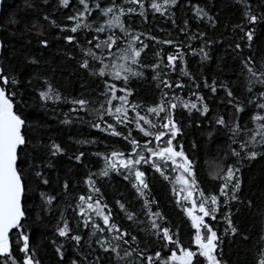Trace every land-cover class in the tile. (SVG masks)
Masks as SVG:
<instances>
[{
	"label": "snow or ice",
	"instance_id": "1",
	"mask_svg": "<svg viewBox=\"0 0 264 264\" xmlns=\"http://www.w3.org/2000/svg\"><path fill=\"white\" fill-rule=\"evenodd\" d=\"M242 2L246 5L243 13L245 23L234 26L233 31L239 28L241 35L234 46L229 47L241 65V76L245 78L248 93L247 103L236 99L231 82L213 79L209 84L205 78L203 88H208L213 95L218 88L225 90L228 103L237 114L243 112L247 105H254L257 111L251 116V121L255 127L241 128L236 123L229 129L233 144L237 143L236 137L241 134L247 139L239 143V151L235 148L231 150L230 155L235 161L234 164H228L226 170L223 160L214 159L209 162L211 171L208 187L198 177V160L194 158V154L186 150L183 144H177L183 131L181 124L175 119V114L179 107L191 112L200 111L202 105V115L210 109L204 96L199 94L201 86L196 83L195 76L186 68L180 67L185 63V56L181 51L182 42L178 44L173 39L161 40L155 35L149 36V41L175 48V54L169 53L165 62L162 52L157 51L154 55L155 62L144 64L142 54L146 55L145 50L149 44L141 39L142 33L135 32V20L126 23L125 13V7L128 16L135 11L128 5L138 4L140 9H144V0H127V5H121L119 0H78L82 10L67 17L68 21L73 22L70 28L59 24L47 12L37 15L36 21L29 27L28 13L36 14V0H23V4L8 19L7 23L11 25L19 26L23 22L25 31L41 25V30L36 32L37 44L41 48L50 45L44 28H58L61 34L58 38L79 50L80 70L102 81L103 91L99 92L96 100L84 96L67 99L46 76H41L43 86L38 90L39 99L45 102L64 101L72 105L69 113L65 114L64 123H70L67 117L76 114V118L82 123L90 124L108 137L120 138V148H112L111 151L106 148L104 152L93 153L102 157L104 167L98 172H89L85 177L83 183L87 186V195L81 194L75 203L67 205L73 211L71 219H75L77 229L89 230L87 241H84L83 235L72 234L71 219L65 215L67 208L60 212L55 235L74 242L77 250L76 258L70 264H103L101 255L93 257V242L103 254L110 257L109 264H226L222 252L218 250L220 236L217 225L221 222V213L225 232L239 234L231 211V202H242L240 160H255L258 155H264V152L259 151L264 149V91L260 90L264 89V56L257 59V52L253 50L256 25L264 21V13L257 15L247 5V0ZM47 3L48 0H42L41 8ZM58 4L68 7L69 0H58ZM175 4L176 0H164L163 4L152 0L149 6L155 12L163 13L169 5ZM192 11L197 20L207 17L209 23L215 24L213 17L198 4L192 7ZM139 16H145L144 11ZM188 24L185 20L180 28L186 36ZM114 28H118L120 34L112 32ZM80 31H86L82 39L77 38ZM93 31L97 35H93ZM106 31L105 38L100 40L99 34ZM66 32L71 34L64 35ZM188 38L206 41L198 50L192 49L193 56L200 54L201 60L209 58V52L205 49L217 43L209 40L204 32L192 33ZM3 46L0 42V47ZM245 48L249 50L248 55L244 54ZM66 55L75 58L71 52ZM29 63L37 65L38 61L31 59ZM149 66L155 73L153 79L160 81L162 92L159 101L152 106L134 103L130 99L134 95V90L130 87L131 80L144 76L141 69ZM177 68L181 78L172 81L168 78L169 70L176 73ZM183 78L196 85V92H190L196 102L185 101L176 94L188 87ZM18 83L15 76L9 75L5 67L0 65V264H42L38 250L32 246V225L41 221L44 212L52 210L60 195L67 194L71 183L65 180L61 186L63 192L60 194L39 192V213L34 218L30 213L37 206H29L27 203L29 184L35 182L37 186L48 185L49 179L44 169L52 164H46L45 161L66 155L67 149L60 143L51 141L46 145L47 154L43 159L38 161L33 156L32 163L22 166L21 162L27 156V153L22 152L28 143L24 133L26 118L14 108L16 92L8 91L9 88L14 89ZM118 83L122 86L118 87ZM84 116L91 119L85 120ZM215 124L228 126L224 116L217 118ZM207 135L211 139L213 133L209 132ZM76 143L95 144L97 141L85 139ZM108 147H112L111 144ZM242 153L245 155L242 156ZM85 155L84 151H80L72 158L81 163ZM145 165L166 180L170 179L165 174L166 170L179 173V190L174 186L172 191L175 204L182 207V212L187 217L185 223L190 222L188 246L180 239L178 226L171 224L159 202L152 196ZM112 172L119 173L124 180L129 181L135 194L134 201L124 200L123 197L114 201L119 212L123 213L122 223L116 222L117 214L109 207L105 193L99 186L100 178L108 177ZM136 204L140 207L136 208ZM248 204L251 206V201ZM224 208H228V211L224 212ZM124 224L130 226L124 227ZM51 243L55 246V254L59 256L58 264H63L66 255L64 245H57L55 238ZM260 243L264 245V237H261ZM149 245H156L159 250ZM165 249L170 255L165 254ZM257 264H264V247L258 254Z\"/></svg>",
	"mask_w": 264,
	"mask_h": 264
},
{
	"label": "trees",
	"instance_id": "2",
	"mask_svg": "<svg viewBox=\"0 0 264 264\" xmlns=\"http://www.w3.org/2000/svg\"><path fill=\"white\" fill-rule=\"evenodd\" d=\"M151 2L152 0H144V9H140L138 4L128 5L135 9L130 16L127 15V7H125L126 23L135 20V32L142 33L141 39L149 44L145 50L146 55L142 54L145 65L155 62L154 55L157 51L162 52L165 62L169 53L175 54V48L149 41V36L155 35L161 40L173 39L178 44L182 42L181 51L184 53L185 63L180 67L186 68L195 76L196 83L201 86L199 94L204 96L210 111L202 115V105L200 111L189 112L182 107L177 108L175 119L181 124L183 131L177 144H183L186 150L194 154V158L198 160V177L204 181L205 187H208L211 171L209 162L214 159L223 160L226 170L227 165L234 164L235 161V158L230 155L231 150L235 148L239 151V143L247 139L241 134L236 137L237 143L233 144L232 133L229 129L236 123L241 128L246 126L252 129L255 127L251 121V116L257 111L254 105H247L243 112L237 114L234 107L228 103L225 90L218 88L217 93L213 95L208 88H203L205 78L209 84L213 79L220 82H231L236 99L247 103L248 93L246 92L245 78L241 76V65L235 59L232 48L229 47V45L234 46L236 39L241 35L239 28L235 31L233 29L234 26L245 23L243 13L246 5L242 0H176L175 5H169L162 13L155 12L149 6ZM156 2L163 4L164 0H156ZM41 3L42 0H36V14L28 13L29 27L36 21L37 15L47 12L59 24L70 28L73 26V22L68 21L67 17L75 15L77 10H82L78 0H69L68 7L60 6L58 0H48L47 5L43 8H41ZM119 3L127 5V0H119ZM22 4L23 0H0V42L4 45L0 47V65H3L8 74L14 75L19 82L14 89L9 88L8 91L16 92L14 108L18 114L26 118L24 133L28 138V143L22 152L27 153V156L23 158L22 166L32 163L31 157L33 156L37 157L38 161L43 159L47 154L46 145L51 141L60 143L67 149L66 155L45 161L46 164H52L51 167L44 169L45 175L49 179L48 185L37 186L35 182L29 184L27 203L29 206H37L30 216L34 218L39 213V192L60 194L63 192L61 187L63 182L68 180L71 183L67 194L60 195V198L54 202L52 210L44 212L41 221L32 225V246L38 250L42 264H58L59 256L55 254V246L51 243L55 238L57 245H64L66 255L63 264H70V261L76 258L77 250L74 242L55 235L60 212L67 208L66 218L73 217V211L67 205L75 203L79 195H87V186L83 183L85 177L89 172H98L104 167L102 157H97L93 153L104 152L106 148L108 151H111L112 148H120V138L108 137L106 133L92 128L90 124L82 123L76 118V114L67 117L71 121L70 123H64L65 114L69 113L72 105L64 101L45 102L39 99L38 90L43 86L41 76H46L67 99L84 96L93 101L96 100L99 92L103 91L102 81L80 70L79 50L68 45L62 38H58L61 35L58 28H44L50 45L47 48H41L36 39V32L41 30V25L31 28V31H25L23 22L19 26L8 24L7 21L11 18L12 13ZM197 4L209 16L213 17L215 24L209 23L207 17L202 20L195 18L192 7ZM247 5L257 15L264 13V0H247ZM141 11H144L145 16H139ZM21 19L23 20V14ZM185 20L189 22L186 28L188 36H191L192 33L204 32L209 40L217 41L205 49L209 52L208 59L201 60L200 54L193 56L192 49L198 50L206 41L203 39L189 40L188 36L180 31ZM86 31H80L77 38L82 39ZM111 31L120 34L118 28ZM68 34L71 33H64V35ZM106 34L107 31L99 34V39L103 40ZM93 35L97 34L93 31ZM254 41L253 50L257 52V59H259L264 56V21L256 25ZM187 45L191 47H185ZM69 52L75 56L74 59L66 55ZM244 54H249L247 48L244 49ZM31 59H36L38 64L29 63ZM141 70L144 71V76L133 78L130 82V87L134 90V95L130 99L134 103L152 106L154 102L159 101L162 95L160 81L153 79L155 73L151 71L150 66ZM168 78L172 81L181 78L179 68L176 73L169 70ZM183 79L188 87L179 90L176 94L185 101L196 102L195 97L190 95V92H196V85L190 84L187 78ZM120 86L122 85L118 83V87ZM260 90L264 91V89ZM220 116L225 117L227 127L215 124V120ZM84 119L90 120L91 118L84 116ZM209 132L213 133L211 139L207 135ZM85 139L95 140L97 143H76L78 140ZM110 144L112 147H108ZM193 145L196 147L193 148ZM80 151H84L86 155L82 158V162L78 163L72 157ZM259 151L264 152V149H259ZM239 167L242 189L240 200L242 202L239 204L235 201L231 202V211L239 234L225 232L223 213H221V222L217 225L220 236L218 250L222 252L226 264H257L258 254L264 247L260 243L261 237H264V155H258L255 160L241 159ZM144 168H147L152 196L159 202L161 210L168 216L171 224L178 226L180 239L185 246H188L190 222L185 223L187 217L183 214L182 207L175 204L172 191L174 186L179 190L177 182L179 173L166 170L165 174L170 177L166 180L147 165ZM100 180L99 186L105 193L109 207H112L114 213L117 214L116 222L122 223L123 213L119 212L114 201L121 197L127 201H134L135 194L131 184L117 172H112L108 177L100 178ZM249 201H251V206L248 204ZM135 207L139 208L140 205L136 204ZM227 211L228 208H224V212ZM123 226L129 227L130 225L124 224ZM71 227L72 234L83 235L84 241H87L88 229L78 230L75 219H71ZM13 241H15V234H13ZM149 246L159 250L156 245ZM92 249L93 257L99 254L102 256L103 264H109L110 257L103 254L94 242ZM165 254L170 255V252L165 249Z\"/></svg>",
	"mask_w": 264,
	"mask_h": 264
},
{
	"label": "rangeland",
	"instance_id": "3",
	"mask_svg": "<svg viewBox=\"0 0 264 264\" xmlns=\"http://www.w3.org/2000/svg\"><path fill=\"white\" fill-rule=\"evenodd\" d=\"M179 254V253H178Z\"/></svg>",
	"mask_w": 264,
	"mask_h": 264
}]
</instances>
